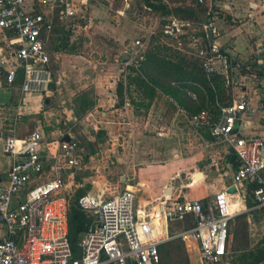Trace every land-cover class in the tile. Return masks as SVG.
<instances>
[{
	"label": "built area",
	"instance_id": "1",
	"mask_svg": "<svg viewBox=\"0 0 264 264\" xmlns=\"http://www.w3.org/2000/svg\"><path fill=\"white\" fill-rule=\"evenodd\" d=\"M124 1L122 13L116 12L128 10L131 0ZM88 2L0 0V78L10 87L22 78L23 93H49L55 77L46 37L55 22L36 7L51 11L60 5L61 19H72L77 16V4L86 7ZM190 26L188 21L166 26L165 35L176 39L180 51L182 37L187 34L184 29ZM191 39L196 47L192 55L202 63L205 75L224 76L227 85H232L231 74L243 71L242 65L232 67L216 42L205 45L195 33ZM135 46L137 61H143L147 42L138 39ZM260 53L264 59V46ZM190 96L196 99L195 93ZM249 101L246 95H238L222 107L218 120L208 111L188 115L181 109L191 127L210 128L214 142L227 145L236 155L239 167L233 176L234 193L225 191L210 202L165 200L157 213H144L143 217L136 206L135 190L125 189L111 198L87 193L78 205L93 223L81 235L80 257L71 246L69 215L76 171L85 167L84 149L72 138L45 144L38 129L18 134V116L4 138V153L11 166L0 179V264H162L160 246L172 240L196 248L190 264H222L229 255L232 226L240 214L233 209V196L245 197L253 187L256 203L264 206V137L240 135ZM262 113L264 119V107ZM186 221L192 225L170 234V224ZM152 224L161 231L165 224L167 235L154 236Z\"/></svg>",
	"mask_w": 264,
	"mask_h": 264
},
{
	"label": "crops",
	"instance_id": "2",
	"mask_svg": "<svg viewBox=\"0 0 264 264\" xmlns=\"http://www.w3.org/2000/svg\"><path fill=\"white\" fill-rule=\"evenodd\" d=\"M27 1L30 4L32 0ZM96 7L99 8L92 1H89L86 7L77 4L76 17L61 19L60 5L51 11L47 8L40 9L37 5L36 10H43L55 22L53 30L46 37L47 51L51 57L55 77L54 83L47 94H28L21 91L22 78L12 87L0 78V110L9 116L6 120L10 121L9 124L5 123V126L0 122V179L7 176L11 166L10 159L4 153V138L13 129L12 117L21 116V121L17 123L18 127L16 126L18 134H27L33 127L42 132L45 144H50L51 142H48L50 139H54L52 142L66 138L75 140L72 132L79 125L83 131L89 124L108 133L116 131L118 127L120 130L132 131L127 145L128 151H125L128 157L120 155L119 166L110 169L108 173L113 174L114 182L122 183L123 190L132 187L136 194L137 191L146 193L142 204L137 205V209L143 211L145 215L157 213L165 200L210 202L219 194L230 192L234 187V173L239 167L236 155L227 145L214 142L210 128H192L184 121L181 109L188 115L208 111L218 120L222 115V107L232 103L238 95H246L250 101L240 135L264 137L262 119L264 59L260 53L264 46V0H197L196 4L169 15L168 25H172L173 21H188L191 26L184 29L187 34L183 37L191 38L192 34L200 31L197 36L205 45L211 44L208 36V29H211L213 42L219 45L221 54L231 66L241 64L243 67L239 74L232 72V85H227L224 76L205 75L200 60L187 55L196 49L193 42L188 44L193 47V51L191 48H184L187 45L184 42L181 51L177 48L178 45L172 48L168 43L166 46L158 45L149 51L147 48L144 50L143 61L148 52L158 47L162 50L172 49L174 54L179 53L188 62L198 65L202 75L214 90H216L214 81L220 80L222 89L216 93L215 100L211 102L207 100L205 102L207 107L200 111L198 110L202 106L200 91H204V88L200 84L188 83L177 85L185 94L181 95V101L158 87L152 85L150 88L146 87L151 92L148 94L151 103L145 110H141L143 113L137 111L138 107L132 100L139 91H136V88H140L141 84L135 81L138 86L135 82L129 81L127 75L130 71L134 72L133 68L139 71L143 62L137 61L135 41L139 37L150 42L155 40L154 29L151 27L145 32L146 35L143 31L136 33L138 37L132 43L133 48L129 50L123 46L124 35L122 36V26L119 25L118 34L115 35L117 51L115 54L111 53L108 58L103 57L104 55L77 54L60 47L66 33L69 36L75 32V28L80 25L78 24L80 18L86 17L85 11L87 10L88 14L89 9L93 15L96 13ZM123 9L124 7L119 11L122 13ZM190 10L195 13L192 19L188 18L185 12ZM97 12L101 14L99 9ZM126 12L127 10L121 14L115 11L111 15L114 19L120 20L126 17ZM93 20L95 23L103 24L97 17ZM205 26L208 27L206 31ZM83 29L87 31L89 24H85ZM70 37L72 38L71 35ZM65 43L73 47L71 44L74 40L66 39ZM149 45L147 42V47ZM120 82L124 85L122 101L117 93ZM191 92L195 93L196 99L190 96ZM123 113H127L131 120L117 122L113 119ZM64 128H68L69 132L63 133ZM91 132L92 138H97L98 132L93 129ZM123 145L126 146L125 143ZM117 194H112L109 198ZM233 197L234 203H239L236 209L233 208L234 211L242 212L249 207L247 196ZM182 224L190 226L192 222L174 223V232L170 234H176L188 227L183 228ZM163 232L162 234L166 236V231ZM180 242L184 246L187 258L194 257L196 248ZM169 244L170 242L165 245Z\"/></svg>",
	"mask_w": 264,
	"mask_h": 264
},
{
	"label": "rangeland",
	"instance_id": "3",
	"mask_svg": "<svg viewBox=\"0 0 264 264\" xmlns=\"http://www.w3.org/2000/svg\"><path fill=\"white\" fill-rule=\"evenodd\" d=\"M94 2L99 6V8H95L96 13L91 14L88 9L85 11V18H80L78 27L75 28V32L70 33L72 36L74 43L71 44L73 47L68 46L65 43L66 39L72 40L70 35L63 33L64 39L60 47H63L64 50H68L70 52H74L77 54L83 55H104L103 57L108 58L111 56V53L115 54L117 51L115 35L118 34L117 27L120 25L122 36L124 35V45L129 50L133 48L132 43L136 40V33H140L143 31L144 35H146L147 29L150 27L154 29V37L155 40L150 42L146 38L139 39L143 42H148L150 45L147 48V51L153 49L154 47L161 45L166 46L168 43L170 47H176L177 41L174 38H170L166 36L163 32L165 26L168 25L169 15L172 13H177L182 9H185L193 4L197 3V0H131L130 9L126 12V17L121 18L120 20L114 19L111 14H114L116 10L123 8L125 5L124 0H89ZM150 2L151 5H155L157 8H152L148 4ZM101 6L103 8H101ZM100 10L101 14L97 12ZM180 9V10H179ZM177 11V12H176ZM82 17V16H81ZM100 19L103 21V24L95 23L93 19ZM92 19V20H91ZM77 23V22H76ZM85 24H89V29L85 31L83 26ZM192 34V33H191ZM196 34H200V31H196ZM193 35V34H192ZM191 35V36H192ZM141 36V35H140ZM186 46L184 48H191L193 51V47L188 46L189 43L192 42L190 37H183ZM175 49V48H174ZM165 50V49H164ZM168 52V55H173V51L165 50ZM189 57L195 58L194 55L188 54ZM105 58L103 60H105ZM196 59V58H195ZM139 76L141 77V72H129L127 75V79L131 82H137L141 84V87H137V95H135V99L132 100L133 104L138 107L137 111L145 110L151 103V100L148 99V94H150V90H148L141 82ZM135 82V83H136ZM136 83V84H137ZM138 85V84H137ZM139 86V85H138ZM144 87V88H143ZM130 93V90H129ZM144 111H141L143 113ZM139 117V115H137ZM4 112L0 110V122L5 126L9 124L10 121L6 118ZM15 116L12 117L13 124L16 121ZM117 122L122 121H130L129 115L127 113L121 114L117 118L113 117ZM118 119V120H117ZM185 121V120H184ZM182 124V123H181ZM62 125V124H61ZM22 126H19V128ZM193 128V127H192ZM83 128L76 126L73 129V135L75 140L79 143L80 147L84 149L82 152L84 166L81 170L76 171L75 181L72 184L73 190L72 200L76 194L78 189H84L87 193L90 194H102L104 197H110L112 194H120L123 192V186L120 181H113V174H109L108 171L113 168L119 166V156L123 154V157L127 158L125 151H128V144L130 140V135L132 131L129 130H120L108 131L100 130L96 128L93 124H89L88 128L83 131ZM97 131V138H92L91 130ZM33 127L29 129V133L34 131ZM62 132H69L68 128L62 129ZM54 139H50L48 142L53 143ZM127 142V143H126ZM125 143L126 146L123 144ZM126 147V148H125ZM125 154V155H124ZM63 176L66 177L67 173L65 170L62 171ZM200 178V177H198ZM118 179V177H116ZM116 183V184H115ZM124 184V183H123ZM123 190V191H122ZM130 190H134L130 188ZM234 189L233 192H235ZM136 197V206L142 204L143 199L145 198L144 192L137 191ZM117 194V195H118ZM253 189L249 187L247 189V200L250 201L254 206L248 207L239 213H243L247 215V223L246 226L244 221L235 222L232 226V234L237 236V248L241 249V252H236L234 255L229 254L226 260L222 264H233V260L241 253L248 249L253 250L258 245L264 246V206H260L259 204H255V200L253 197ZM239 204V203H238ZM237 203H233V208L238 207ZM144 216V212H140V217ZM160 220H158L157 224L160 225ZM157 224H152L153 235L159 236L161 233H164L163 230L167 229L165 224H161L163 227L162 231L157 230ZM183 228L188 226L189 224H182ZM174 224H170V232H174L173 229ZM170 244L167 246L162 244L160 246V252L162 257L163 264H190V260L187 258L185 254L184 246L181 244L179 240L169 241ZM168 243V242H167ZM264 264V263H263Z\"/></svg>",
	"mask_w": 264,
	"mask_h": 264
},
{
	"label": "trees",
	"instance_id": "4",
	"mask_svg": "<svg viewBox=\"0 0 264 264\" xmlns=\"http://www.w3.org/2000/svg\"><path fill=\"white\" fill-rule=\"evenodd\" d=\"M149 5L152 8H157L155 5ZM185 12L188 18L192 19L195 17V13L192 10ZM167 50L172 51V49ZM174 53H172L173 55H168V52H165V50H162L160 47L148 52L145 56V61L141 63L139 68V71L141 72V77L139 76V78L145 87L150 88L151 85L158 87L179 101H181V95L185 94L184 91H181L180 87L177 86L180 85L178 83H188L191 85L200 84L204 88V91H200V101L202 103V106L198 109L200 111L201 109L207 107L205 103L207 100L210 102L215 100V95L222 89V84L220 83V80L216 79L214 81L216 90L212 89L206 78L202 75L198 65L192 64L193 62H188L179 53ZM132 70L134 72H139L135 68ZM117 93L119 99L122 101L124 96V85L122 82L118 85ZM251 188L254 190L253 187ZM86 193L87 191L81 188L76 191L74 199L71 203L69 215V238L74 254L77 257L81 256V249L79 247L81 235L85 233L93 223V219L88 217L78 205L79 198ZM248 202L249 207L254 206L250 201ZM241 221H244L246 226L248 225L246 214H240L236 217L235 222L241 223ZM237 240V236L233 234L229 245V254L234 255L236 252H241V249H238L236 246ZM263 263L264 246L261 244L253 250H244L241 255L237 256L235 260H233V264Z\"/></svg>",
	"mask_w": 264,
	"mask_h": 264
},
{
	"label": "water",
	"instance_id": "5",
	"mask_svg": "<svg viewBox=\"0 0 264 264\" xmlns=\"http://www.w3.org/2000/svg\"><path fill=\"white\" fill-rule=\"evenodd\" d=\"M208 36H209V39H210V43H212L213 42V39H212V34H211V30H208ZM66 141H69L70 139L69 138H66L65 139ZM132 188V187H131ZM234 187L230 190V192H232V193H234L233 191H234Z\"/></svg>",
	"mask_w": 264,
	"mask_h": 264
}]
</instances>
